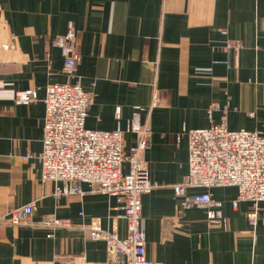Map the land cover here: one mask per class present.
<instances>
[{"label":"crops","instance_id":"0c3cea01","mask_svg":"<svg viewBox=\"0 0 264 264\" xmlns=\"http://www.w3.org/2000/svg\"><path fill=\"white\" fill-rule=\"evenodd\" d=\"M70 23L81 62L68 80L52 40ZM67 82L92 97L87 130L123 131L135 113L150 128L144 167L155 187L140 198L148 260L264 264V202L253 231L251 204L232 209L236 188L211 189L228 221L222 231L207 225L203 209L181 208L174 190L188 174L187 138L176 141L183 128L224 118L230 131L264 136V0H0V217L33 202V221L70 224L1 226L0 264H108L105 243L90 240L87 226L126 235L115 198L87 194V184L84 195L56 194L60 184L41 180L45 91ZM28 90L35 101L16 104ZM123 139L127 151L135 136Z\"/></svg>","mask_w":264,"mask_h":264},{"label":"built area","instance_id":"2783aa9c","mask_svg":"<svg viewBox=\"0 0 264 264\" xmlns=\"http://www.w3.org/2000/svg\"><path fill=\"white\" fill-rule=\"evenodd\" d=\"M256 1V0H253ZM63 58L61 74L68 80L75 77L81 62L77 35L72 23L66 33L52 40ZM44 99L42 151L38 155L41 180L60 184L56 194L84 195L81 184H87V194H101L115 198L120 204L118 219L125 223L126 235L102 230L97 222L87 226L89 239L106 245L108 264H161L146 258L145 224L141 216L140 198L155 187L144 167V154L150 145L148 124H141L134 114L123 131H92L84 126L92 97L78 83L50 84ZM32 90L15 94L16 104H29L36 99ZM153 101L152 105H155ZM152 107V106H151ZM125 134L135 136V143L127 151ZM188 142V174L174 188L181 197L183 209L201 208L207 225L227 231L228 221L211 189L235 187L237 195L232 202H248L247 224L254 231L263 222L264 202V136L260 131H230L225 119L209 128L182 130ZM128 166L124 172V165ZM192 189L201 193L188 195ZM33 202L12 208L0 217L1 226H31L49 230L69 228L68 221L45 215L33 221Z\"/></svg>","mask_w":264,"mask_h":264},{"label":"rangeland","instance_id":"374dc122","mask_svg":"<svg viewBox=\"0 0 264 264\" xmlns=\"http://www.w3.org/2000/svg\"><path fill=\"white\" fill-rule=\"evenodd\" d=\"M183 130H186V129L183 128ZM186 131H189V130H186ZM179 134H181V133H179ZM177 135H178V134H177ZM177 135H176V137H177ZM184 136H185V135H184ZM186 138H187V137H186ZM179 140H180V139H179ZM179 140H178V141H179ZM176 141H177V139H176ZM178 141H177V142H178ZM187 150H188V142H187ZM188 169H189V168H188ZM185 177H186V176H185Z\"/></svg>","mask_w":264,"mask_h":264}]
</instances>
